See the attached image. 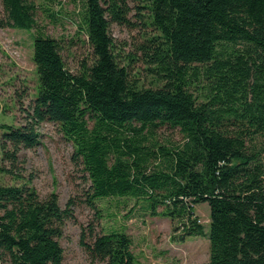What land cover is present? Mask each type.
<instances>
[{
    "label": "trees",
    "instance_id": "1",
    "mask_svg": "<svg viewBox=\"0 0 264 264\" xmlns=\"http://www.w3.org/2000/svg\"><path fill=\"white\" fill-rule=\"evenodd\" d=\"M1 2L0 28L35 27L32 2ZM128 2L148 30L125 60L109 27L130 25ZM78 33L92 52L76 74L57 40L33 36L35 98L24 124L0 125V149H11L2 160L13 165L20 148L38 146L37 126L54 123L89 183V208L141 201L169 219L173 243L206 238L204 264H264V0H82ZM164 127L182 143L159 144ZM0 173L10 172L0 164ZM204 203L208 231L195 214ZM73 206L29 183L0 185V264H63ZM79 243L92 263L136 264L122 229L82 230Z\"/></svg>",
    "mask_w": 264,
    "mask_h": 264
},
{
    "label": "rangeland",
    "instance_id": "2",
    "mask_svg": "<svg viewBox=\"0 0 264 264\" xmlns=\"http://www.w3.org/2000/svg\"><path fill=\"white\" fill-rule=\"evenodd\" d=\"M29 1L35 6L33 29L0 28V125L19 127L26 121L27 110L35 98L32 42L39 30L60 43V54L71 73L76 74L80 64L91 58L86 36L78 33L82 0ZM128 5L131 8L130 25L111 24L109 27L116 51L125 60L127 56H133L141 35L148 30L136 15L134 4L128 2ZM4 18L0 0V19ZM135 68L145 87H150L152 78L144 71V66L136 62ZM37 132L38 146L20 148L13 165L7 159L2 160L3 154L10 152L9 146L3 152L0 149V164L10 172L0 173V185L29 183L41 198L55 193L61 208L69 199L73 201L74 220L65 223L60 239L64 250L63 264H99L89 260L79 243L81 231L88 233L90 228L94 235L111 228L124 230L132 238L136 264H204L208 261L206 238L193 237L183 243H173L169 219L150 216L144 212L141 201L109 198L97 203L100 213L89 208L84 203V191L89 183L84 179L81 164L73 160L71 143L63 139L58 126L51 122L39 124ZM154 139L161 145L182 143L178 130L167 127L157 130ZM195 214L208 231V205L196 206ZM91 241L88 237L87 242Z\"/></svg>",
    "mask_w": 264,
    "mask_h": 264
}]
</instances>
